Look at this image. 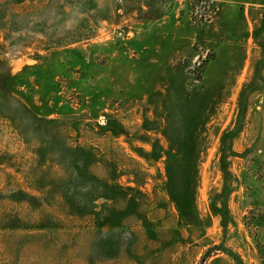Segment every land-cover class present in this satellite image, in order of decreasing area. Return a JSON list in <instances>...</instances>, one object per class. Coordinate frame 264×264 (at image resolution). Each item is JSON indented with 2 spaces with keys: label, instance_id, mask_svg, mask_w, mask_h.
I'll return each instance as SVG.
<instances>
[{
  "label": "rangeland",
  "instance_id": "1",
  "mask_svg": "<svg viewBox=\"0 0 264 264\" xmlns=\"http://www.w3.org/2000/svg\"><path fill=\"white\" fill-rule=\"evenodd\" d=\"M263 213L264 0H0V264H261Z\"/></svg>",
  "mask_w": 264,
  "mask_h": 264
},
{
  "label": "trees",
  "instance_id": "2",
  "mask_svg": "<svg viewBox=\"0 0 264 264\" xmlns=\"http://www.w3.org/2000/svg\"><path fill=\"white\" fill-rule=\"evenodd\" d=\"M263 221L264 213L259 215L252 214L250 217H247V221L245 222L247 224L246 226H250L255 230V245L258 251V255L260 257L261 264H264V223H262Z\"/></svg>",
  "mask_w": 264,
  "mask_h": 264
}]
</instances>
